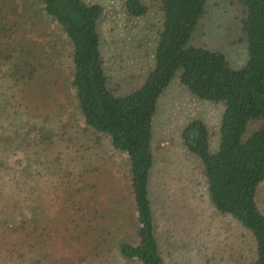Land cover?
Segmentation results:
<instances>
[{"label": "rangeland", "instance_id": "rangeland-1", "mask_svg": "<svg viewBox=\"0 0 264 264\" xmlns=\"http://www.w3.org/2000/svg\"><path fill=\"white\" fill-rule=\"evenodd\" d=\"M27 1L30 4H25L28 18L23 36L27 42L35 41L45 48L54 42V24L39 14L36 1ZM84 1L102 7L97 27L99 50L110 88L121 94L138 83L152 65L162 12L149 0H140L146 5L141 16L126 15L124 0ZM17 5L22 7L19 0ZM243 16L244 7L238 0H204V12L187 44L218 51L232 68H238L246 60V41L240 32ZM58 47L62 50V46ZM41 60L46 62L43 57ZM46 73L41 68L32 81L10 88L0 82V108L8 122L16 119L12 127L7 122L2 124L3 134L13 131L22 136L32 123L41 122L45 116L44 124L54 132L52 145L35 149L43 157L38 160L41 165H36L40 173L36 182L26 179L36 188L30 195V217L23 218L25 222L17 234L0 233V264H139L121 257L118 249L121 242L135 237L136 225L126 185L125 157L110 151L94 133L82 132L91 139L81 141L83 148L91 146L88 154H83V162L86 167L93 162L90 167L94 171L77 174L70 166L73 147L56 140L62 123L66 127L75 124L72 115L68 119L63 116L70 111L69 70L59 62ZM59 106L60 118L55 114ZM223 108L222 101L192 95L179 82L178 71L156 101L151 119L153 162L147 190L161 264H249L252 258L254 246L248 230L231 215L214 208L207 195L202 164L180 137L187 122L200 120L208 131V151L214 152ZM252 130L248 122L242 139ZM58 155L67 159L62 158L68 164L63 166V176L53 169ZM101 163L111 171L110 178L100 176L101 182L95 186L92 183L97 180ZM255 201L264 213V181L256 188ZM21 209L18 197L0 199V226L5 214L19 220Z\"/></svg>", "mask_w": 264, "mask_h": 264}, {"label": "trees", "instance_id": "trees-1", "mask_svg": "<svg viewBox=\"0 0 264 264\" xmlns=\"http://www.w3.org/2000/svg\"><path fill=\"white\" fill-rule=\"evenodd\" d=\"M19 1L22 7H18L17 0H0V82L10 88L32 81L41 68L49 73L54 63L68 68L71 105L63 116L68 119L72 115L75 124L66 127L62 123L57 128L56 140L73 147L70 166L79 175L94 171L90 167L93 162L88 167L83 162V154L91 148H83L81 141L91 140L82 135L85 131L94 133L100 143L126 160V185L136 225L135 237L119 244L121 257L139 264H161L147 190L153 162L151 119L159 95L178 71L179 82L192 95L224 104L214 152L208 151V131L200 120L187 122L180 137L202 164L207 195L214 208L231 215L248 230L254 246L249 264H264V213L255 201L256 188L264 181V0H238L244 7L240 32L246 41V60L238 68H232L218 51L187 44L204 12V0H149L162 12L153 63L138 83L121 94L110 88L99 50V4L84 0H34L39 14L55 27L54 42L44 48L25 40V4L30 2ZM122 6L128 16L146 12V5L140 0H124ZM61 111V106L55 110L58 118ZM47 117L41 122L34 120L36 123L22 136L0 131V199L18 197L22 208L19 220L5 214L1 234H17L25 222L23 218L31 215L30 195L36 188L27 184L26 179L36 182L40 174L36 165H41L38 160L43 158L35 149H45L54 142V132L44 124ZM13 120L16 119L7 121L1 107L0 127L4 122L12 127ZM248 122L253 130L242 139ZM62 158L67 160L58 155L57 167L53 169L63 176V166L68 164ZM110 173L101 163L92 184L100 183V176L110 178Z\"/></svg>", "mask_w": 264, "mask_h": 264}]
</instances>
